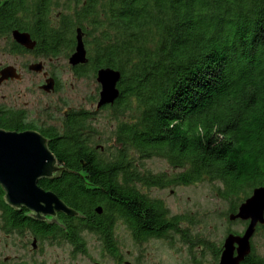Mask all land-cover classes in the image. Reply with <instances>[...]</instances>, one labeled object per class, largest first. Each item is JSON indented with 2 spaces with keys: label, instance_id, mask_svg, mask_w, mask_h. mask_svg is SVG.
<instances>
[{
  "label": "trees",
  "instance_id": "1",
  "mask_svg": "<svg viewBox=\"0 0 264 264\" xmlns=\"http://www.w3.org/2000/svg\"><path fill=\"white\" fill-rule=\"evenodd\" d=\"M14 2L0 9V30L20 28L21 7ZM50 3L23 0L26 23L49 37L41 42L43 53H70L80 28L86 73H121L119 98L103 107L113 112L112 143L99 144L85 111L70 113L61 129L41 132L64 172L40 186L83 218L61 216L64 230L36 222L9 209L0 188L10 230L29 229L41 240L67 238L77 246L86 229L109 237L105 222L114 214L129 221L140 208L131 183L140 178L135 163L142 159L165 160L179 176L174 182L184 186L216 182V194L230 203L228 215L264 187V0H56L61 9L53 27L46 16ZM0 128L25 130L18 116L0 119ZM98 205L111 216H98ZM90 217L93 226H84ZM256 233L264 238V225ZM220 252L214 249L213 256ZM242 264H264V257L251 244Z\"/></svg>",
  "mask_w": 264,
  "mask_h": 264
},
{
  "label": "flooded vegetation",
  "instance_id": "2",
  "mask_svg": "<svg viewBox=\"0 0 264 264\" xmlns=\"http://www.w3.org/2000/svg\"><path fill=\"white\" fill-rule=\"evenodd\" d=\"M14 1L15 0H0V9L4 5L10 2L12 3ZM17 4H20L21 7V11L18 12L17 15V23L20 28H14L8 32L0 30V53L1 56L4 55V57L8 58V60H6L5 62L0 63V86H8L9 84H12L14 82H20L24 79V76L27 74L31 77H34L38 81L37 90L40 92V94L45 97H50L58 91L59 87V79L57 76V70L55 65L56 60L59 57L66 59L68 64L67 72L69 73V78L71 80H81L86 77L87 71L85 67L87 63L84 65L76 66H71L69 64V58L75 51L76 32L74 37L75 43L70 53L61 52L60 54L55 55L45 54L43 53L44 50L42 51L41 42L44 43L45 41L49 40V37H46L45 34H40L39 31H36L33 28L32 23H26L24 19L25 15L23 11V0H17ZM55 4L56 0H51L49 6V13L48 15H46L48 18V26L51 27H53L52 25L56 24V19L60 16L58 12H55L57 11V6ZM1 23L2 21L0 20V24ZM24 25H26L27 27ZM16 31L22 34H27L29 36L31 47L27 48L14 40L13 33ZM82 36L84 39L83 32ZM84 47L86 50L85 43ZM61 49H63V47H61ZM86 57H88L87 50ZM37 66L39 67L37 68ZM7 68L11 70V75L6 79H3L1 72ZM94 76L96 80V74ZM47 83L53 84V89L50 92H45L43 90V87L46 86ZM9 102L12 101L9 99ZM45 106L46 107H44L43 109L44 112L48 111L49 109L55 110L48 104H46ZM105 110L106 109H103V107L97 109V106L94 112H89L85 110H69L60 114L58 119H55V116H44V120L40 122L38 121L39 117L32 116V114L28 112L27 106H18L17 108H13L12 106H8L6 103L0 105V119H10L16 118L18 116L23 125L25 126V130L21 132L34 131L38 132L41 136H43L41 132L50 130L52 128L61 129L63 121L72 112L85 111L91 113L92 116L90 117L89 121L91 123V126L94 127L95 123L98 122V117L96 116L103 113V111ZM29 117L31 119H29ZM37 122L39 123V126L36 125ZM2 130L17 132L14 130ZM96 139L99 141L98 137ZM150 159L152 158L142 159L140 162L137 161L135 163V168L138 172H135V175H133L140 176V178L139 180H133L131 185L133 186L134 191L137 193V195L142 198L139 202L140 208L136 212H134L129 221L126 219L123 220L120 216L114 214L110 221L105 222L104 225H107L110 228L109 237H99L95 235L92 231L86 229L83 230L81 233L82 240L77 241L81 242L79 246H77L78 244H76V242H73L72 240H69L67 238L63 239L61 237L54 238L53 240H41L40 237L34 235L29 229L25 230L23 228L18 231L16 229L10 230L8 227V211L0 209V264H40L37 261V257L40 251L39 244H42L43 242H49L50 244L54 243L60 245L65 244V246L69 248L71 257L74 260H76L77 258L82 261H85V259H90L88 257L89 249L91 248V250H94L93 252L96 253V256L99 258V260H101L102 263L100 264H164V261L163 263H158L159 261L153 260L151 258H142V255H138L136 254V252L132 256H130L129 260L125 259L121 252V238L119 232L120 229H126L128 231L129 237L132 243L134 244L135 250H137L136 248L140 245L146 243H159L158 245H161V247L163 248H176L177 254L180 255L179 257H177L176 255L175 260L177 264H218L220 254L222 252V246L219 256L217 254L216 256H213V251L211 249L207 250L205 246H202V244H195L194 242H191V240L186 241V223L184 213L180 209L174 211L171 209V207L167 205L163 194L165 192H168L169 196L174 197L176 195V190L184 186L183 184L178 183V181L176 183L174 182V180L176 181L179 178V176L176 174L177 172L172 169V167H170V165H168L165 160L161 158L159 159L166 162L168 169L165 172H152L148 170V168H146L144 165V163L146 161H149ZM121 177L122 175L119 173L118 178L121 179ZM148 177H158L161 179V182L157 185H148L145 183V179ZM8 208L11 209L10 207ZM97 210H100V213H98ZM95 211L98 216H102L105 213L104 207L101 205L96 206ZM15 212L17 214L24 212L26 217H28V213L25 210ZM236 213L237 210L228 215V222H236V224L242 223L246 228L248 224L247 222H241L239 220L230 221V216L235 215ZM61 216L64 215L58 214L57 219L62 225V227L60 228L64 230L66 229V227L62 223ZM93 224L94 218L90 217L84 226L91 227L93 226ZM46 225L51 226L49 224ZM55 226L56 225H52V227ZM243 231H228L227 235L232 234L239 236L242 235ZM107 239H110L111 242L107 241L106 243ZM188 239H190V237H188ZM10 240L12 241V243L9 245ZM33 243L35 244V248L33 247ZM28 247H30V249H28ZM186 247L188 251L186 252L185 257L184 251ZM9 250L11 251V254H9ZM25 250H27V253H25ZM206 256H209V258H206ZM206 259H208V262L206 261Z\"/></svg>",
  "mask_w": 264,
  "mask_h": 264
},
{
  "label": "rangeland",
  "instance_id": "3",
  "mask_svg": "<svg viewBox=\"0 0 264 264\" xmlns=\"http://www.w3.org/2000/svg\"><path fill=\"white\" fill-rule=\"evenodd\" d=\"M60 4L61 1L59 0ZM57 8V7H56ZM57 8L56 10H60ZM58 12V11H55ZM8 60L7 57L1 56L0 63ZM56 70L59 79L58 91L50 96L45 97L37 90L38 81L29 75H25L20 82H14L8 86H0V105L6 104L17 108L18 106H27V110L32 116L39 117L38 121L42 122L44 116H55L58 119L59 115L69 110H85L94 112L99 100L100 86L96 83L95 76L91 73L86 74L81 80H71L67 72V61L65 58L59 57L56 60ZM55 69V68H54ZM9 99L12 102H9ZM38 103V105H37ZM48 104L55 110L49 109L44 112L45 105ZM112 110L107 109L99 114L98 122L95 123L99 139V144L106 148L111 145L112 140L110 131L115 125L112 119ZM29 119H31L29 117ZM54 119V120H55ZM52 121V120H50ZM51 123V122H50ZM47 124V123H45ZM39 126V123H36ZM107 153V152H106ZM145 167L152 172H165L168 166L165 161L159 158H152L144 163ZM217 183L209 180H203L187 186L180 187L176 190L174 197L169 196L168 192L163 194L167 205L172 210L180 209L185 216V229L189 233L192 242H205L207 250H214L222 246L227 232L236 231L242 232L244 224H236L228 222V210L230 203L223 201L216 194ZM179 200V201H177ZM121 238V252L123 257L129 260L135 252L142 255V258H151L164 264H177L175 258L177 254L176 248H163L159 243H146L140 245L135 250L128 231L120 229ZM12 241H9V245ZM254 252L261 257H264V238L261 233L254 234L251 239ZM40 251L38 253L37 261L40 264H100L101 260L96 256L94 250L89 249L90 259L85 261L77 258L74 260L71 257L70 250L65 244H50L43 242L39 244ZM30 249V247H28ZM31 251V250H30ZM187 247L185 248V257ZM27 253V250H25ZM128 253V255H127ZM211 253V252H210ZM9 254L11 251L9 250ZM98 258V259H97ZM209 258V256H206ZM208 262V259H206Z\"/></svg>",
  "mask_w": 264,
  "mask_h": 264
},
{
  "label": "water",
  "instance_id": "4",
  "mask_svg": "<svg viewBox=\"0 0 264 264\" xmlns=\"http://www.w3.org/2000/svg\"><path fill=\"white\" fill-rule=\"evenodd\" d=\"M13 38L17 43L31 47L27 34L16 31ZM86 63L82 32L77 29L75 51L69 58V64L76 66ZM10 72L8 68L4 69L1 72L3 79L9 77ZM120 79L121 73L118 70L102 68L97 71L96 82L100 86L97 109L112 106L119 98ZM52 89V83L43 87L45 92ZM63 172L49 150L48 141L38 132L18 133L0 129V187L8 207L15 211L25 210L28 218L58 227H62L57 219L58 214L82 219L81 214L68 207L53 192L40 187L42 180L58 179ZM97 212L100 213V210ZM229 219L248 224L242 235L229 234L224 238L218 264H241L251 253V239L256 229L264 225V187L254 189L250 197L240 204L237 213Z\"/></svg>",
  "mask_w": 264,
  "mask_h": 264
}]
</instances>
